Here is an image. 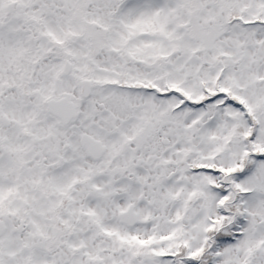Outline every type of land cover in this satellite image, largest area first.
Returning a JSON list of instances; mask_svg holds the SVG:
<instances>
[{
    "label": "snow or ice",
    "instance_id": "obj_1",
    "mask_svg": "<svg viewBox=\"0 0 264 264\" xmlns=\"http://www.w3.org/2000/svg\"><path fill=\"white\" fill-rule=\"evenodd\" d=\"M0 264H264V0H0Z\"/></svg>",
    "mask_w": 264,
    "mask_h": 264
}]
</instances>
